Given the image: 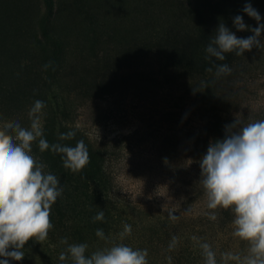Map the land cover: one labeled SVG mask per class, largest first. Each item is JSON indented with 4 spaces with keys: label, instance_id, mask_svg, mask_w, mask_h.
Returning <instances> with one entry per match:
<instances>
[{
    "label": "rangeland",
    "instance_id": "374dc122",
    "mask_svg": "<svg viewBox=\"0 0 264 264\" xmlns=\"http://www.w3.org/2000/svg\"><path fill=\"white\" fill-rule=\"evenodd\" d=\"M48 2L0 0V123L28 127L33 102L44 101L45 138L51 144L52 135L81 132L88 151L100 154L106 181L93 185L105 193L88 205L63 186L48 239L29 240L23 260L10 264H71L58 259L64 237L87 243V254L109 246L95 235L104 230L91 219L100 210L105 235L120 242L130 224L122 242L147 248L149 264H167V256L172 264H203L193 235L212 245L218 262L221 252L243 254L247 242L232 236V220L205 215L199 161L235 118L264 119V32L258 48L225 54L229 75L217 77L212 58L201 59L220 22L238 37L252 35L233 18L256 27L242 11L250 2L264 23V0ZM202 81L206 88L194 92ZM32 153L54 174L55 153H41L35 142ZM173 235L179 243L169 252Z\"/></svg>",
    "mask_w": 264,
    "mask_h": 264
},
{
    "label": "clouds",
    "instance_id": "9594fccd",
    "mask_svg": "<svg viewBox=\"0 0 264 264\" xmlns=\"http://www.w3.org/2000/svg\"><path fill=\"white\" fill-rule=\"evenodd\" d=\"M249 17L257 21L256 27L244 22L241 15L233 18V25L238 31H250L252 35L238 37L223 22L215 30V35L205 48V59L215 57L225 60L227 53L243 55L261 44L264 23L261 15L250 2L242 9ZM45 68L49 65H45ZM212 72V67L205 69ZM227 64H217V77L231 74ZM206 88L201 82V91ZM46 104L35 100L29 109L30 125L24 127L17 121L0 123V264L21 261L25 256L22 250L29 240L42 243L48 239L53 228L50 218L52 206L63 194V186L57 175L45 171L47 165L32 153L33 143H37L41 153L51 151L61 155L62 165L73 173L80 172L90 162L88 147L83 139L75 146L63 143H49L44 135L43 109ZM222 139L209 142L206 153L200 158V178L198 183L206 198L205 215L211 221H217L218 210H228L232 236L247 242L246 251L221 252L220 260L212 245L193 235L203 258V264H264V119L243 123L235 118L224 126ZM75 130L59 133L60 141L71 140ZM187 209L185 212H190ZM174 210H168V216L175 221ZM92 222L104 221L105 213L98 211ZM132 234V226L123 224L116 242L105 235L102 228L95 230V235L104 241L107 247L88 253L87 243H69L67 237L60 243L66 245L58 259L71 264H149L148 249L133 248L122 241ZM179 243L173 235L167 251H173ZM167 264H172V257H166Z\"/></svg>",
    "mask_w": 264,
    "mask_h": 264
},
{
    "label": "trees",
    "instance_id": "16d2710c",
    "mask_svg": "<svg viewBox=\"0 0 264 264\" xmlns=\"http://www.w3.org/2000/svg\"><path fill=\"white\" fill-rule=\"evenodd\" d=\"M50 3V0L49 2ZM212 64H221L223 61L227 60V58L223 61L216 60L215 57H211ZM206 59L202 58L201 61L204 62ZM76 131V136L74 139L71 140H64L60 141L58 137H53L52 140L54 143H63L67 144L69 146H75L76 141L83 139V135L78 130ZM224 137V133L220 134L219 139H222ZM218 139V138H217ZM90 156V162L88 165H86L80 172L73 173L72 171L65 169L62 165L61 155L60 154H54L53 161L54 165L52 166L54 170L55 175H59V179H61V185L65 188H68L65 190L67 193L68 190H70L68 193L73 194V196L76 198L77 196H83L84 197V203L91 205V200H98V198L102 197V195L105 193L103 188H96V186L93 185L95 182H100L103 180V182L106 181V173L103 170V164L100 162V154L98 152L92 153L89 152ZM97 185V184H96ZM80 196V197H81ZM56 206V203L54 204V207ZM54 210L58 213H60L59 208H54ZM233 219V216L230 211L219 209L218 210V219L217 221L221 220L220 223L224 224L227 223V221H231ZM106 220L104 219L103 223L101 224V221L99 222L100 225L104 227V230H108L107 223H105Z\"/></svg>",
    "mask_w": 264,
    "mask_h": 264
}]
</instances>
